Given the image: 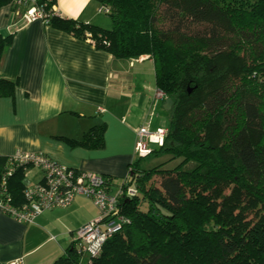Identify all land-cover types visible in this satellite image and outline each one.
Wrapping results in <instances>:
<instances>
[{
  "label": "trees",
  "instance_id": "16d2710c",
  "mask_svg": "<svg viewBox=\"0 0 264 264\" xmlns=\"http://www.w3.org/2000/svg\"><path fill=\"white\" fill-rule=\"evenodd\" d=\"M47 25L91 41L116 59L153 62L155 84L173 104L167 135L149 154L181 162L131 171L129 223L95 258L74 244L53 264H264V0H94L111 29L56 17ZM9 0H0V9ZM12 36L0 37V61ZM15 83L0 80V96ZM104 127L72 146L101 148ZM5 159H0V171ZM23 173L9 180L22 201Z\"/></svg>",
  "mask_w": 264,
  "mask_h": 264
},
{
  "label": "crops",
  "instance_id": "0c3cea01",
  "mask_svg": "<svg viewBox=\"0 0 264 264\" xmlns=\"http://www.w3.org/2000/svg\"><path fill=\"white\" fill-rule=\"evenodd\" d=\"M56 17L110 30L94 0H49ZM12 36L0 61V80L15 83L0 96V159L20 150L57 164L103 176L117 192L136 161V132L167 129L165 97H157L153 62L121 60L41 21L25 23L7 5L0 9V37ZM103 126V146H72ZM42 181L39 170L23 173V187ZM92 202L77 196L65 209L20 223L0 210V264H53L74 244L77 231L95 220ZM87 256H83L85 261Z\"/></svg>",
  "mask_w": 264,
  "mask_h": 264
},
{
  "label": "built area",
  "instance_id": "2783aa9c",
  "mask_svg": "<svg viewBox=\"0 0 264 264\" xmlns=\"http://www.w3.org/2000/svg\"><path fill=\"white\" fill-rule=\"evenodd\" d=\"M9 6L16 16L25 23L41 21L47 25L46 4L39 0H9ZM99 12L107 15L109 9L100 7ZM91 41V35L86 34ZM157 91V97L163 98ZM167 135L163 128L151 133L147 127L136 132L135 156L145 158L152 147H161ZM30 169L39 170L42 181L22 191V201L16 202L9 191V180L17 172L27 173ZM132 166L117 188V192L108 191L107 180L98 174L84 173L57 164L42 154L15 151L4 160L0 171V210L20 223H32L34 218L46 211L68 208L77 196L89 199L98 212V217L86 223L77 231L74 249L81 257H97L107 239L120 231L129 220L121 214L120 201L123 197H134L136 190L130 183ZM9 264H21L15 261Z\"/></svg>",
  "mask_w": 264,
  "mask_h": 264
},
{
  "label": "rangeland",
  "instance_id": "374dc122",
  "mask_svg": "<svg viewBox=\"0 0 264 264\" xmlns=\"http://www.w3.org/2000/svg\"><path fill=\"white\" fill-rule=\"evenodd\" d=\"M101 16H103V18H105L112 25L108 15L101 14ZM180 162L181 159L170 160V157L168 155H150L148 158L140 160V168L143 170H148L163 164L162 170H170L176 167Z\"/></svg>",
  "mask_w": 264,
  "mask_h": 264
},
{
  "label": "water",
  "instance_id": "95a60500",
  "mask_svg": "<svg viewBox=\"0 0 264 264\" xmlns=\"http://www.w3.org/2000/svg\"><path fill=\"white\" fill-rule=\"evenodd\" d=\"M173 102L170 99H165L163 109L169 111L172 107Z\"/></svg>",
  "mask_w": 264,
  "mask_h": 264
}]
</instances>
